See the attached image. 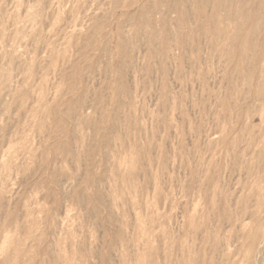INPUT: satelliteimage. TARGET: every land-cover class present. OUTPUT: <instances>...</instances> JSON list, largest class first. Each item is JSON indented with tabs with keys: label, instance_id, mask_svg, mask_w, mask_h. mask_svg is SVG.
<instances>
[{
	"label": "rangeland",
	"instance_id": "374dc122",
	"mask_svg": "<svg viewBox=\"0 0 264 264\" xmlns=\"http://www.w3.org/2000/svg\"><path fill=\"white\" fill-rule=\"evenodd\" d=\"M16 1L15 12L30 4L33 15L0 25V264H248L262 227L264 141L248 146L252 88L241 74L230 80L207 52L192 66L175 51L169 65L164 40L152 49L144 36L134 60L146 56L150 69L124 73L117 24L132 0L90 1L92 20L70 0ZM88 25L96 33L75 52ZM38 33L52 37L47 54ZM263 120L250 115L262 139ZM207 132L217 134L204 141ZM244 211L258 215L226 222Z\"/></svg>",
	"mask_w": 264,
	"mask_h": 264
},
{
	"label": "bare ground",
	"instance_id": "6f19581e",
	"mask_svg": "<svg viewBox=\"0 0 264 264\" xmlns=\"http://www.w3.org/2000/svg\"><path fill=\"white\" fill-rule=\"evenodd\" d=\"M9 1L13 2V0H0L1 26H4L6 18L30 17L33 15L31 12L32 5L29 4V7L27 6L29 10L26 7L27 10L23 15H20L15 12L18 8L17 1L13 2V9L8 8L7 2ZM42 1L45 5L50 3V0ZM90 1L99 2L98 5L115 9L120 6L121 2V0H70L73 3V10L81 8L83 10L82 18L92 20L98 16L93 12L87 11L86 8ZM170 2H174L175 5H170ZM131 3V5L124 7L125 11H127H123L124 14H122L117 24L119 37L117 47L121 51V57L124 59L120 63L123 72L128 74L132 69L137 68V72L141 73L150 69V67L148 68V58L146 56L141 57L140 63H138L139 59L137 60L138 62L134 60L135 52L137 53L140 47L132 42L142 36L149 38L148 43L152 49L160 41L164 40V49L167 52L166 60L169 65L176 60L173 54L175 51H183L181 57L186 61L189 59L190 62L187 61V64L190 63L192 66L197 65L201 61V55L204 52L208 53L206 54L209 58L220 57L223 61L216 63V65L230 68L232 74L229 78L230 80L234 75L238 77L241 74L243 84L252 88L249 93L252 103L247 100L249 104L246 107L247 120L244 124V131L251 135L253 134V137L247 138L249 147L254 146L256 143L261 144L264 139L254 136L253 126L249 121L250 115L253 113H259L264 117V0H132ZM135 7V11L131 12L130 9ZM158 13L162 14V19L156 17L155 21L152 16ZM127 22L131 26L130 29L133 34L131 37H126L123 34ZM159 25L165 26V29H160ZM82 27L85 26L82 25ZM86 29L88 31L87 34L84 36L77 35L80 40H77L76 44H74L76 45L73 48L75 52H79L78 45H85V42L91 38V34L96 33L89 25ZM39 35L40 33H38L36 38ZM50 38L48 35L43 39L38 38V42L41 45L40 48L46 54L53 45ZM107 46L108 44L104 45L105 50H107ZM80 49L84 48L80 47ZM205 63L209 65V62L203 61V64ZM96 64L98 63L96 62ZM27 66V62L26 64L24 63V67L27 68ZM210 78L212 79V77ZM253 83L255 84L253 85ZM116 92L117 95L123 96V87H117ZM75 116L77 115L75 114ZM261 129L264 130V120L261 123ZM202 131L206 134V130ZM213 134H208L207 132L204 141H210L217 132ZM202 136L204 135L200 134V137ZM244 142L246 143V139ZM261 207L263 215L261 217L262 227L253 234L248 264L264 263V197L261 200ZM244 212H246V218L237 215L235 218L227 216L225 220L231 227L236 228L237 225L245 226L247 215L253 219L258 215L257 213L248 214L247 211ZM243 239H246V234L243 235ZM229 242L221 238L215 244L216 250L220 254H218L219 257L222 253L221 259L227 261L229 258V247L232 245Z\"/></svg>",
	"mask_w": 264,
	"mask_h": 264
}]
</instances>
